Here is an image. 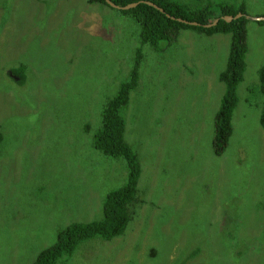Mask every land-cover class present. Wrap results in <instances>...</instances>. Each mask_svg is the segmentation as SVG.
I'll return each instance as SVG.
<instances>
[{"label":"rangeland","instance_id":"1","mask_svg":"<svg viewBox=\"0 0 264 264\" xmlns=\"http://www.w3.org/2000/svg\"><path fill=\"white\" fill-rule=\"evenodd\" d=\"M174 1L244 3L264 64V0ZM140 30L105 3L0 0V264H32L66 226L100 220L105 196L126 181L125 160L94 138ZM230 38L181 29L162 51L143 46L123 112L142 166L132 218L123 235L87 239L57 264H264V134L239 120L216 156L208 115ZM21 66L23 78L12 71Z\"/></svg>","mask_w":264,"mask_h":264},{"label":"trees","instance_id":"2","mask_svg":"<svg viewBox=\"0 0 264 264\" xmlns=\"http://www.w3.org/2000/svg\"><path fill=\"white\" fill-rule=\"evenodd\" d=\"M105 3V0H89ZM119 5H127L140 0H112ZM165 9L141 2L134 8L121 9L131 14L140 24V43L135 53L134 64L129 78L121 83L118 93L107 101L102 111L101 126L95 133L94 147L103 154L113 158H123L128 172L127 179L118 188L108 192L103 201V217L91 222H73L59 231L56 242L43 249L32 264H57L61 259L71 256L79 244L87 239L99 236L111 240L125 233L132 218V204L136 200L138 183L142 174L139 155L126 139V119L124 109L129 104L131 93L137 88L140 78V66L143 59V46L151 45L162 51L173 43L179 30L192 29L207 35L216 33L231 34V44L225 69L219 73V80L225 85L220 106L215 115L213 147L216 155L225 152L233 134V114L239 102L238 87L244 79L246 71V55L248 52V12L244 3L236 6L229 3H218L216 11L210 5L192 9L187 4L174 0H148ZM232 21L220 19L217 24L207 27L206 24L224 15L235 16ZM182 18L197 22L191 25L173 19ZM264 23V21H261ZM23 78V67L12 70ZM260 89L264 94V64L259 70ZM259 122L264 129V104ZM131 210V213H130Z\"/></svg>","mask_w":264,"mask_h":264},{"label":"crops","instance_id":"3","mask_svg":"<svg viewBox=\"0 0 264 264\" xmlns=\"http://www.w3.org/2000/svg\"><path fill=\"white\" fill-rule=\"evenodd\" d=\"M228 35L231 37V34H224V33H216V34H213L211 36L224 37V36H228ZM175 41L176 40H174L173 42H175ZM230 42H231V38H230ZM254 54L255 53H253L250 50V45L248 43V52L246 55V64H247L246 71L244 73V79L239 84V87H238L239 102H238L237 108L233 114L235 129H234L233 134L230 138V142H229V145H228L226 151H228L230 146H231L232 139H233L234 134L236 132V122H238L239 120H244L246 122L251 121V124L253 125L254 129L256 131H258L259 133L264 134V129L259 122L260 114H261L262 107L264 104L263 103L264 94L262 93L261 89H260V91L263 95L258 90V84L260 86V80H259V75L257 77V73H256L257 68L258 67L261 68L263 65V64L261 65V63L263 61L262 60L263 55L261 54V57L259 58V60H255ZM260 68H259V70H260ZM251 83H255V85L254 86L250 85ZM214 84H215V88L217 89V93H216L217 102H216L215 107L212 105L208 108V115H211V117L213 119V127H214L215 115L219 109L220 102H221V99H222V96H223V93L225 90V85L222 81H219L218 75L216 78V83L211 82V89L212 90H214ZM219 87H220V90H219ZM251 89H253V90H251ZM218 90L220 91V99H219ZM226 151L222 155L226 154ZM216 156H219V155H216Z\"/></svg>","mask_w":264,"mask_h":264},{"label":"water","instance_id":"4","mask_svg":"<svg viewBox=\"0 0 264 264\" xmlns=\"http://www.w3.org/2000/svg\"><path fill=\"white\" fill-rule=\"evenodd\" d=\"M105 1L107 2V4H109L112 7H115V8H118V9H126V10L127 9H131V8H134L137 5H139V3L144 2V3H148L150 5H153L154 7L160 9L162 12H165V9L163 7L159 6L158 4H156V3L152 2V1H148V0H140V1L132 2V3H129V4L124 5V6L117 4V3L113 2L112 0H105ZM242 15H243V13H241V12L238 13L237 15H235V16H232V15H224V16H221L219 18H216L214 21L206 24L205 26H207V27L213 26V25L217 24L218 21L221 18L222 19H225L226 21H232L234 18L235 19L236 18H239ZM172 18L175 19L176 17L173 16ZM176 19H178L179 21H182L184 23L191 24V25H198V23L197 22H194V21H187V20L182 19V18H176Z\"/></svg>","mask_w":264,"mask_h":264}]
</instances>
